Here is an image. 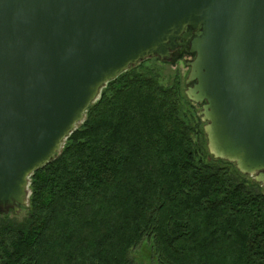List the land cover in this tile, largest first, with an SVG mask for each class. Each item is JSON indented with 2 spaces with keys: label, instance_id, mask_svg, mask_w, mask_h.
Masks as SVG:
<instances>
[{
  "label": "trees",
  "instance_id": "trees-1",
  "mask_svg": "<svg viewBox=\"0 0 264 264\" xmlns=\"http://www.w3.org/2000/svg\"><path fill=\"white\" fill-rule=\"evenodd\" d=\"M146 61L33 172L27 216L1 213L0 264H137L145 237L158 264H264L259 184L209 152L184 78L164 84Z\"/></svg>",
  "mask_w": 264,
  "mask_h": 264
},
{
  "label": "water",
  "instance_id": "water-1",
  "mask_svg": "<svg viewBox=\"0 0 264 264\" xmlns=\"http://www.w3.org/2000/svg\"><path fill=\"white\" fill-rule=\"evenodd\" d=\"M188 40L210 152L264 184V0H0V213L28 204L107 83Z\"/></svg>",
  "mask_w": 264,
  "mask_h": 264
},
{
  "label": "rangeland",
  "instance_id": "rangeland-1",
  "mask_svg": "<svg viewBox=\"0 0 264 264\" xmlns=\"http://www.w3.org/2000/svg\"><path fill=\"white\" fill-rule=\"evenodd\" d=\"M146 60H145L146 65L151 67L152 69H154L155 72L159 76H161L162 82L164 84H168V83L170 84L171 82H173L175 80L177 75H181L185 81V91H186V89L188 87L186 84V79H187L189 72H190V68H188L186 63L190 61V58H188L186 60L178 61L176 63L169 62V61L157 60L156 58H151V59H146ZM201 108L202 107L200 105L197 106V109L199 111L201 110ZM80 124H78V125H80ZM205 125H206V122H205ZM204 130H205V126H204ZM207 140H208V138H207ZM208 149H209V147H208ZM209 152H210V150H209ZM212 156H214V155L212 154ZM242 175L246 180H248L252 183H258L260 188H261V191L264 193V184L257 181L256 174H254V175L242 174ZM27 206H28V204L24 207H27ZM27 213H28L27 209L21 208V210H19L17 213H9V214L11 215L12 218L22 220L27 216ZM1 215L2 214L0 213V216ZM130 257L137 264H158V258L155 255L154 249H153V239H151L149 237H145L144 240L141 242V244L136 249L131 250Z\"/></svg>",
  "mask_w": 264,
  "mask_h": 264
},
{
  "label": "flooded vegetation",
  "instance_id": "flooded-vegetation-1",
  "mask_svg": "<svg viewBox=\"0 0 264 264\" xmlns=\"http://www.w3.org/2000/svg\"><path fill=\"white\" fill-rule=\"evenodd\" d=\"M187 43H188L187 46H182V47H180L179 50L173 52V56L171 57V59H172L171 61H174L173 60L174 59V53H176V52H179V56L178 57H175L176 59H175L174 63H176L178 61H181V60H186L188 58H190V61H192L195 58V55L194 54H190L188 52L189 45H190V40H188ZM191 85H193V83Z\"/></svg>",
  "mask_w": 264,
  "mask_h": 264
}]
</instances>
